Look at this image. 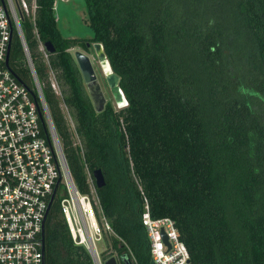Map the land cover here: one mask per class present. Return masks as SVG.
<instances>
[{
  "label": "trees",
  "instance_id": "1",
  "mask_svg": "<svg viewBox=\"0 0 264 264\" xmlns=\"http://www.w3.org/2000/svg\"><path fill=\"white\" fill-rule=\"evenodd\" d=\"M25 1L35 24L21 28L76 188L90 193L86 170L104 178L95 214L111 232L101 258L150 264L146 201L152 219L174 221L192 264H264V0H84L89 39L62 35L55 0ZM39 42L54 47L47 61ZM86 44L102 45L125 107L94 109L70 51ZM8 69L30 89L16 32ZM59 200L44 264H93Z\"/></svg>",
  "mask_w": 264,
  "mask_h": 264
},
{
  "label": "built area",
  "instance_id": "2",
  "mask_svg": "<svg viewBox=\"0 0 264 264\" xmlns=\"http://www.w3.org/2000/svg\"><path fill=\"white\" fill-rule=\"evenodd\" d=\"M35 9L34 1L28 5L25 0H0V264H44L41 228L57 182L55 196L60 198V213L72 242L86 249L93 264H103L105 260L98 253L96 242L102 240L106 231L111 232L110 227L102 216L101 224L97 219L95 208L100 215L101 211L87 170L90 193L82 194L76 188L21 28V20L25 19L34 26ZM13 32L19 38L30 74V89L6 66ZM39 51L47 61L49 54L40 42ZM49 82L60 97L52 72ZM63 109L66 113L64 106ZM67 118L73 127L68 115ZM142 224L150 242L151 262L192 264L174 221L152 219L146 201Z\"/></svg>",
  "mask_w": 264,
  "mask_h": 264
},
{
  "label": "water",
  "instance_id": "3",
  "mask_svg": "<svg viewBox=\"0 0 264 264\" xmlns=\"http://www.w3.org/2000/svg\"><path fill=\"white\" fill-rule=\"evenodd\" d=\"M88 46H89V44H88ZM98 47L100 48L103 59L99 57V55L96 51V49ZM44 48L48 54L54 53V47L50 43H45ZM92 49L94 50V53H95V55H96V57L100 63V66L102 67V70H103L104 75L106 77V81L108 83L109 89L111 90L118 107L120 109L125 107L127 105V102L124 98V95H123L121 89L118 86L119 77L112 72V69L109 65V62L107 61L106 56L103 52L102 45L101 44H93ZM8 56H9V51L7 53V56H6V66L7 67H8ZM74 58H75L76 63L79 67L82 78H83L84 82L87 84L86 85L87 92H88L90 100L94 106V109L96 110V112H101L103 110L106 102H105V98L102 94V90H101V88H100V86L96 80L94 71H93L92 66H91V62L87 56L83 55L80 52H76L74 54ZM92 175H93V179L95 182V186L97 188H101L104 185V178L102 176L101 171L97 170V171L93 172ZM57 187H58V182H57V184L54 188V191L50 197L48 207H47V210L45 213V217H44L43 222H42L41 242H42L43 253H44V225H45V221H46L50 206H51V204L55 198V193H56ZM161 236H162L164 243L168 245L166 236L163 233H161ZM103 264H118V262H117L115 257H110V258L106 259ZM150 264H154V263L150 262Z\"/></svg>",
  "mask_w": 264,
  "mask_h": 264
},
{
  "label": "rangeland",
  "instance_id": "4",
  "mask_svg": "<svg viewBox=\"0 0 264 264\" xmlns=\"http://www.w3.org/2000/svg\"><path fill=\"white\" fill-rule=\"evenodd\" d=\"M55 14L58 17L57 26L64 37L89 39L92 36V32L87 22L88 14L84 0H55ZM75 49L78 48L75 47ZM77 51H79V49L75 50L73 54ZM85 55L91 62L92 69L102 90L105 101H109L114 110H119L120 108L109 89L106 77L94 50L90 48ZM107 233L108 231L103 234L101 241L96 242V249L100 255L106 249ZM107 254L109 255V251Z\"/></svg>",
  "mask_w": 264,
  "mask_h": 264
},
{
  "label": "flooded vegetation",
  "instance_id": "5",
  "mask_svg": "<svg viewBox=\"0 0 264 264\" xmlns=\"http://www.w3.org/2000/svg\"><path fill=\"white\" fill-rule=\"evenodd\" d=\"M87 45V51L86 50H84V49H82V48H80V47H76V48H78L79 49V51H77V52H80V53H82L83 55H85V54H87L88 53V51L90 50V48H92L91 46H90V44H89V46H88V44H86ZM78 49H75V48H73V49H71L70 51L73 53L75 50H78ZM76 53V52H75ZM74 55V54H73ZM86 56V55H85ZM76 61V60H75ZM78 66V65H77ZM79 68V67H78ZM82 76V75H81ZM83 79V78H82ZM97 80V79H96ZM83 83H84V85H85V88H86V90H87V87H86V83L84 82V80H83ZM106 102V101H105Z\"/></svg>",
  "mask_w": 264,
  "mask_h": 264
},
{
  "label": "bare ground",
  "instance_id": "6",
  "mask_svg": "<svg viewBox=\"0 0 264 264\" xmlns=\"http://www.w3.org/2000/svg\"><path fill=\"white\" fill-rule=\"evenodd\" d=\"M96 51H97V53H98L99 57L103 59V57H102V53H101V51H100V48H99V47L96 49Z\"/></svg>",
  "mask_w": 264,
  "mask_h": 264
},
{
  "label": "crops",
  "instance_id": "7",
  "mask_svg": "<svg viewBox=\"0 0 264 264\" xmlns=\"http://www.w3.org/2000/svg\"><path fill=\"white\" fill-rule=\"evenodd\" d=\"M55 4V3H54Z\"/></svg>",
  "mask_w": 264,
  "mask_h": 264
}]
</instances>
